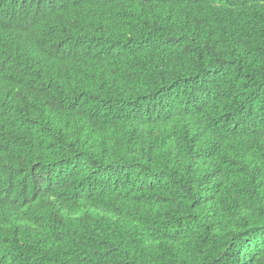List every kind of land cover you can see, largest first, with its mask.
Segmentation results:
<instances>
[{"label": "trees", "instance_id": "1", "mask_svg": "<svg viewBox=\"0 0 264 264\" xmlns=\"http://www.w3.org/2000/svg\"><path fill=\"white\" fill-rule=\"evenodd\" d=\"M0 264H264V0H0Z\"/></svg>", "mask_w": 264, "mask_h": 264}]
</instances>
